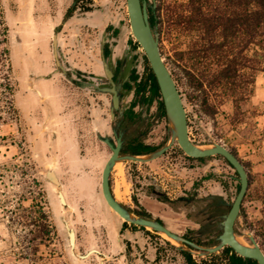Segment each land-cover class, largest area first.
Listing matches in <instances>:
<instances>
[{
	"label": "rangeland",
	"instance_id": "374dc122",
	"mask_svg": "<svg viewBox=\"0 0 264 264\" xmlns=\"http://www.w3.org/2000/svg\"><path fill=\"white\" fill-rule=\"evenodd\" d=\"M23 2L0 0V65L4 70L9 68L15 110L12 112L5 106L0 118V200L7 199V207L12 209L18 201L25 208L42 202L52 228L50 236H43L37 254L27 256L31 234L19 226L10 228L0 209V264H128L134 257H143L149 244L159 248L162 256L179 254L172 246L178 244L167 235L126 223L106 203L101 181L111 149L98 134L113 136L110 96L75 87L60 74L49 80L52 72L35 71L47 64L56 68L51 38L46 33L47 14L38 0H34L33 15L27 13ZM147 2L154 5L158 16L162 56L181 92L191 139L203 146L222 143L247 170L249 186L236 229L245 242L249 234L255 236L264 251V73L257 75L254 90L247 98L235 102L219 91L212 94L217 112H205L203 92L191 86L187 62L179 58V52L187 50L191 38L173 27L168 16L186 0ZM77 5H91L94 15L88 19L90 23H83L82 17L80 24L60 29L63 64L103 74L100 46L105 39L112 63L127 58L126 73L134 68L139 79L146 77L148 59L141 47L133 48L135 39L126 0H79ZM80 11L75 12L82 14ZM99 22L103 25L98 26ZM73 75L76 76L75 71ZM156 113L154 101L148 115L156 116L144 142L161 147L170 140L171 125L165 115ZM50 164L60 179V187L44 174ZM211 174L213 177L207 178ZM111 180L113 189L117 188L122 196V200H117L135 213L146 209L141 202L145 201L155 217L181 234L200 227L185 214L194 211L195 204L174 210L170 204L150 196L153 187L161 189L169 199L214 193L231 204L240 185L235 169L222 156L200 161L189 157L177 143L150 161L117 162ZM59 188L66 205L59 199ZM66 218L76 232L75 251L85 253L96 248L103 254L92 253L85 259L76 257L69 245ZM205 236L204 233L205 240L210 239ZM194 256L197 261L209 264L225 262L221 252L214 257Z\"/></svg>",
	"mask_w": 264,
	"mask_h": 264
},
{
	"label": "trees",
	"instance_id": "16d2710c",
	"mask_svg": "<svg viewBox=\"0 0 264 264\" xmlns=\"http://www.w3.org/2000/svg\"><path fill=\"white\" fill-rule=\"evenodd\" d=\"M148 12L151 25L157 29L159 20L152 3L148 4ZM69 14L71 13H67V16ZM1 15L0 5V18ZM168 16L173 27L191 38L187 50L179 52V58L187 62L186 72L191 86L203 92L202 104L205 112H217V106L212 99L213 93L220 91L236 102L239 98H247L253 92L257 75L264 73V0H186L172 9ZM0 80L1 118L5 106L15 112L14 86L9 68L4 70L2 65ZM148 83L152 99L159 95L152 71L147 75L146 81L138 84L137 93L144 91ZM154 149L150 145L140 144L133 153H149ZM160 199L176 207L174 204L177 200H170L166 195H162ZM7 203V199L0 200V209L3 216L7 217L8 226H19L28 230L31 234L30 240H27L30 251L26 255H36L43 236H50L52 228L42 202L36 201L29 208H25L18 201L14 209L8 208ZM194 204L196 208L188 213V217L200 223V228L190 231L193 233L191 239L202 245H212L217 242L222 231L223 215L228 212L231 204L216 194L198 197ZM20 208L25 211L22 212ZM204 233L210 239L205 240ZM172 246L182 254L188 264H205V260L198 262L192 253L181 250L176 245ZM219 252L225 256V264H258L255 259L236 254L230 246L223 247ZM217 254L215 252L209 256L214 257Z\"/></svg>",
	"mask_w": 264,
	"mask_h": 264
},
{
	"label": "water",
	"instance_id": "95a60500",
	"mask_svg": "<svg viewBox=\"0 0 264 264\" xmlns=\"http://www.w3.org/2000/svg\"><path fill=\"white\" fill-rule=\"evenodd\" d=\"M127 7L132 32L137 41L145 50L152 71L156 77L157 84L162 94V100L166 114L171 125L172 134L170 140L167 143L152 152L142 154H121L122 141L120 137H117V142H115L113 137L109 135H98L99 138L106 142L112 150V153L105 162L102 171L101 189L106 203L125 221L137 226L151 228L159 233L167 235L178 244V247L181 250H186L192 254L207 256L220 251L225 246H230L236 252V254L245 258L255 259L258 264H264V251L257 242L255 236L249 234V240H246L247 244H245L239 240L240 236L235 230V224L240 215L242 203L249 186L248 173L243 162L234 152H232L222 143L214 142L210 146H203L191 140L189 136L187 111L183 102V98L175 78L163 59L160 48L159 31L151 25L149 19L148 2L147 0H127ZM52 46L56 64L62 69L63 73L66 74V71L61 65L58 55L59 43L57 33L53 35ZM102 57L105 73L112 83L111 87L99 85L97 79H95L93 83L85 82L79 78L74 79L75 82L83 88H89L90 85H93L96 90L111 92L113 94L111 113L114 117V111L119 107V97L116 85L112 80V73L109 69L107 60L105 59L104 55ZM175 141L178 142L183 151L191 157H208L215 154L222 155L235 169L239 176V190L232 201L228 212L223 215V220L221 221L222 231L217 237V242L212 245L199 244L172 230L157 218L135 213L133 210L125 206L121 201L117 200L113 190L111 189L110 174L117 162L127 160L142 162L150 161L164 154L165 151L168 150ZM44 174L49 181L60 187L61 182L53 164L48 165V168L45 170ZM58 195L59 199H61V203L66 205L67 201H63L64 193L60 188L58 189ZM69 221L70 220L68 218L64 220L68 231L69 245L71 247L72 253L81 259L89 257L92 253L102 254V252L96 248H92L85 253H79L75 251L76 232L75 229L70 226Z\"/></svg>",
	"mask_w": 264,
	"mask_h": 264
},
{
	"label": "flooded vegetation",
	"instance_id": "af4514ba",
	"mask_svg": "<svg viewBox=\"0 0 264 264\" xmlns=\"http://www.w3.org/2000/svg\"><path fill=\"white\" fill-rule=\"evenodd\" d=\"M78 1L79 0H71V2L69 3L68 7L66 8V11H65L60 23L55 27V29L53 31V35L55 33H57V35H58V43H59V46H58L59 54L58 55H59V59H60L61 65L64 67V70L66 71V74H64L62 69L57 66L56 60H55V57H54V53H53V46H52V56H53V60H54V65L56 67L54 71L60 73V75L63 76V78L65 80H67L68 82L73 84L75 87H78L80 89H85V88H83L82 86L77 84L75 82L74 78H79V79H81V80H83L85 82H88V83H93L95 81V79H97L99 85L111 87L112 83L110 82L109 78L107 77V75L105 73V69H104V63H103V57H102L104 55L105 59L107 60L109 69L111 70L112 80H113V83L116 85V89H117L118 97H119V107H118V109H116L114 111V117L112 116V113H111L112 96H113V94L111 92L96 90V88L93 85H90L89 88H87V89H89L88 91H91V92L93 91V92L105 93V94H108L110 96L109 118H110V121L112 123L111 129H112V132H113V136L112 135H109V136L113 137V140L115 142H117V137L121 138V141H122L121 154L133 153V152L137 151V148H138V146L140 144L149 145V144L144 142L145 141L144 137H145L146 133L148 132L147 130L149 129V127L154 124L152 122V119L156 115H154V116H151L150 114L148 115V111H150V108H151L152 104L154 103V101H157V113L156 114L159 115V116L160 115H165L166 118L168 119L167 114H166V110H165V107H164V103H163V100H162V94H161L160 89H159V95H157L154 98L150 99L151 93H150V89H149V83L146 86V89L144 91H142L140 93H137L138 84L140 82L142 83V82L146 81L147 75L150 73V71H152V68L150 66L149 60H148L149 72L146 74V77H144L143 79L142 78H140V79L138 78V75L135 74L134 68L131 70V73L127 74L126 73V68L128 66V59L127 58L124 59V60L121 59L118 63H115V64L112 63V60L110 59V56H109V51H108L107 46H106V41L107 40H105V39L102 41L101 46H100V61H101V68H102L103 74H97L95 71L83 69V67H81L79 65H73V67H71V66L69 67V66H65L63 64V60L61 59V51H60L61 49H60V42H59V31H60V29H62L65 26V22L72 16L83 17V18L86 19V21H90L88 19H92V16L94 15V13L92 12L93 11V7L91 5L90 6H86V7L85 6L79 7L77 5ZM126 2H127V0H126ZM77 9L81 10L80 12L82 14L76 13L75 11ZM127 11H128V7H127ZM67 13H71V14H69L67 16ZM128 16H129V14H128ZM129 21H130V19H129ZM96 24L98 26L103 25L102 22H99V23H96ZM111 26L112 25H110L109 28ZM130 26H131V24H130ZM53 35L51 37V45H52V42H53ZM132 35H133V37L135 39V42L133 44V48L141 47L143 49L141 44L135 38L133 32H132ZM130 42H133V39H131ZM143 51L145 52L144 49H143ZM145 56H146V53H145ZM71 70L75 71L76 76L73 75V71H71ZM49 77H51V76H49ZM156 82H157V80H156ZM158 88H159V86H158ZM129 98H131V99H129ZM187 118H188V116H187ZM188 126H189V122H188ZM99 134H101V133H99ZM103 136H107V135H103ZM189 136H190V134H189ZM104 143H106V142H104ZM175 143L178 144V142H176V141L173 144H175ZM106 145L109 147V145L107 143H106ZM150 146L155 147L154 150H156L157 148L160 147V146H153V145H150ZM180 148H181V146H180ZM111 153H112V150H111ZM214 156H222V155L215 154V155H211V156H208V157H192V158L198 159L200 161H206V160H208V159H210V158H212ZM189 157H191V156H189ZM132 161H134V160H132ZM211 177H213L212 174L209 175L207 178H211ZM238 179H239V176H238ZM110 184H111V189L113 190L111 174H110ZM211 194H214V193H211ZM162 195H166V193L162 192L161 189L157 190V188H154V187L152 189V192L150 193V196H154L157 199L158 202L168 203V202L162 201L160 199V197H162ZM219 196H221V195H219ZM197 198H198V196H195V197L194 196H189V197L179 196L178 198L174 199V200H177V202L174 204V205H176V207H173L170 203H168V204H170L171 208L174 209V210H178L181 207H183L184 209H187V207H189L191 205L194 206L195 200ZM181 201H182V204H181ZM141 202H142V204L144 205V207L146 209H143L141 211H136L137 213H139L141 215H144V216L157 218V219H159L160 221H162L164 223V221L161 218L154 216V213L152 211H150V209L146 205L145 201H141ZM123 204L125 206H127L129 209H131V207L128 206L126 203H123ZM189 212L190 211H187L185 213L187 218L192 220V221H195V220H193V219L188 217V213ZM125 222L128 223L127 221H125ZM195 222H197V221H195ZM132 225L135 226V227L137 226L135 224H132ZM199 225H200V223H199ZM139 227H141V226H139ZM142 228H145V227H142ZM199 228H197V229H189V231L186 234H182V235H184L185 237L191 239V237H193V233H191L190 231L191 230H198ZM235 230H236V224H235ZM153 231H155V230H153ZM155 232H157V231H155ZM191 240H193V239H191ZM193 241H195V240H193ZM156 249H157V258H156V260H157L161 256V251H159V248H156ZM102 254H103V252H102ZM179 254H181V253L179 252ZM207 256H209V255H207ZM139 258H145V254H144L143 257L139 256ZM198 262H201V261H198ZM225 262L224 263L218 262V263H211V264H225ZM128 264H131V263L129 262ZM150 264H153V263H150ZM186 264H188V263L186 262ZM205 264H209V263L205 262Z\"/></svg>",
	"mask_w": 264,
	"mask_h": 264
},
{
	"label": "crops",
	"instance_id": "0c3cea01",
	"mask_svg": "<svg viewBox=\"0 0 264 264\" xmlns=\"http://www.w3.org/2000/svg\"><path fill=\"white\" fill-rule=\"evenodd\" d=\"M39 4L42 5L44 11V14H47V17L45 18L46 23V33L48 34L49 38L52 37L53 31L55 27L60 23L66 8L68 7L71 0H38ZM49 2H51V5L53 4V7L51 8ZM33 4H35L34 0H24L23 6H25L27 13H32V15L36 12L33 8ZM32 7V8H31ZM82 17L78 16H72L65 22V27L67 29L70 28L73 24H80ZM84 21L83 23H90V21H86L85 18H82ZM77 22V23H76ZM80 22V23H79ZM34 69V68H33ZM35 70V69H34ZM36 72L40 73H53L49 80L54 78L57 74H60L58 72L54 71V68L52 65L47 64L45 66H40V70L36 69ZM55 72V73H54ZM39 79V78H38ZM83 90H89L87 88ZM88 115V114H87ZM96 126V125H95ZM97 127V126H96ZM157 249L153 245L149 244V246L145 250V258H133L130 263L131 264H186V261L184 257L181 254H173L172 256H166L161 255L157 260Z\"/></svg>",
	"mask_w": 264,
	"mask_h": 264
},
{
	"label": "bare ground",
	"instance_id": "6f19581e",
	"mask_svg": "<svg viewBox=\"0 0 264 264\" xmlns=\"http://www.w3.org/2000/svg\"><path fill=\"white\" fill-rule=\"evenodd\" d=\"M113 191H114V195H115V197L117 198V199H119V200H122V196H121V193L119 192V190L117 189V188H115V189H113ZM61 200V199H60ZM63 201H65V196H64V198H63ZM169 239L170 240H172L174 243H175V241L173 240V239H171L170 237H169ZM239 240L242 242V243H245V244H247V242H245L242 238H240L239 237ZM92 249V248H91Z\"/></svg>",
	"mask_w": 264,
	"mask_h": 264
}]
</instances>
